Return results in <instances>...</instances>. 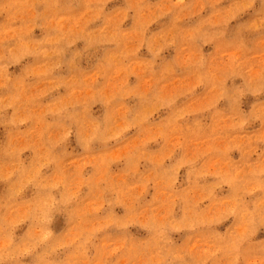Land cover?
I'll list each match as a JSON object with an SVG mask.
<instances>
[{
    "label": "rangeland",
    "instance_id": "obj_1",
    "mask_svg": "<svg viewBox=\"0 0 264 264\" xmlns=\"http://www.w3.org/2000/svg\"><path fill=\"white\" fill-rule=\"evenodd\" d=\"M174 2L175 0H145L148 10L144 15L147 24L144 38H155L159 41L175 27L191 30L198 21L231 9L236 0H185L188 7L183 12L173 8ZM23 3L27 7L18 12L10 8L9 0H0V32L10 35L12 28L21 27L25 21L32 20L33 23L29 24L32 29L31 36L40 39L51 34L50 30L57 27L64 30L82 28L90 19L86 6L88 0H80L78 5L71 7L68 6V0H58L55 5L54 0H23ZM260 7L259 0H256L253 9ZM128 8L129 0H107L104 7L105 17L111 19L110 32L124 33L127 40L118 37L119 46L108 43L104 48L95 49L84 58L79 72L69 73L64 68L55 73L58 82L79 81L83 76L82 85L86 87L73 89L74 96L63 88L53 91L39 101V106L34 111L42 115L49 103L69 96L83 99L92 94L95 84L104 89V95L99 98L102 103H108L106 98L115 91L126 94L118 96L109 105V110L115 114L113 131L119 132L128 123H132L133 127L122 132L121 138L107 147L94 144L87 153L77 148L76 137L73 135L67 144L71 155L58 158L56 163H48L39 156L37 133L44 127L43 120H34L23 126L20 131L30 135L31 141L19 138L16 143L21 151L11 153L10 156L2 153L9 151L8 146L13 138L9 135L8 128H0V249L6 242L5 236L11 240L9 248L17 247L21 250L28 248L35 239V222L29 211L39 202L44 192L38 185L24 182L34 168H38L40 164L46 165L40 169V179L48 185L56 184L61 175L69 179L75 177V184L80 191L76 211L70 214L73 218L68 227L65 228L63 222L57 218L56 226L51 227L50 235L44 243L26 251L14 261L6 260L2 264H201L202 261L204 264H229V257L223 252L215 251L210 240L211 233L207 230L168 233L164 240L153 233L147 225L149 216L163 217L170 210L179 216L182 205L177 203L172 208L170 193L161 182H143L154 176L151 161L167 156L180 143L184 144L183 150L175 152L171 161L166 160L165 167L182 155L191 157L198 152L205 153L200 164L209 173L227 170L233 164L253 167L264 161V143L253 141L252 147L255 151H251L246 143L248 138L264 136L262 120L250 122L242 133L217 136L213 140L220 128L229 122L228 102L221 99L215 110L196 111L204 109L209 99L216 95V88L213 86L214 82L209 80L198 85L197 76L186 64L190 58L205 54L211 58L208 67L216 70L242 59L247 65L246 73L235 70L228 73L224 77V87L229 90L245 88L250 77L264 71V31L247 33L241 48L207 44L201 50L194 41L177 39L174 46L161 52L154 66L149 69L152 55L147 46L140 44L142 37L137 32L136 12L129 11ZM159 12L165 14L161 16L158 15ZM239 20L255 23L253 10H245ZM235 23L233 22L232 28ZM101 27L99 22L88 26L89 30H98ZM14 43V40L0 41V46L11 47ZM76 47L81 48L83 45L77 44ZM125 50L130 53L126 58L121 55ZM38 63L39 61L28 57L17 65L9 66L8 73L16 78L22 75L25 66L36 67ZM28 83L32 85L33 91L49 86L47 81L37 78ZM193 87L194 91L180 96L171 109L161 107L153 99V94L167 97L184 93ZM6 94L4 90H0V95ZM137 96L141 98L138 99ZM102 103L91 108L93 116H103L105 110ZM261 103H264V93L247 94L241 100L240 110L244 114H250ZM11 112L9 109L8 114L11 115ZM181 112L184 113L182 118L174 124H168V121ZM217 112L224 115L223 124L217 122ZM129 116L132 117L131 120ZM196 122H199L202 129L198 133ZM235 135L240 137L236 141L242 145L240 149L231 148L230 137ZM213 145L224 151L231 150L221 159L216 153L209 151ZM130 152L135 153L139 159L135 163L134 173L125 174L130 167L127 159ZM14 168H19L20 171L9 178L8 173ZM188 171L187 166L179 169L174 192L180 193L191 187L186 181ZM105 176H110L115 184L126 186L132 196L140 197L134 208L130 199L120 200L114 193L102 191L97 180ZM85 179L89 180L88 185H83ZM215 179L213 175H208L201 183L210 185ZM59 191L62 189H52V194L56 195ZM215 195L218 200L227 204L231 190L228 185H223L217 189ZM261 195L257 191L246 197L250 208L251 201ZM105 200H112L113 203L106 205ZM102 205L103 210L97 214ZM200 207L210 209L213 205L211 201L204 200ZM105 214L119 221L132 219L136 222L128 224L126 228L109 226L91 232L93 227L103 222ZM240 223L237 217H228L215 226V231L223 235L226 231L236 229ZM244 248L246 251L238 264H264V225L257 226ZM209 256L211 259H204Z\"/></svg>",
    "mask_w": 264,
    "mask_h": 264
},
{
    "label": "clouds",
    "instance_id": "obj_2",
    "mask_svg": "<svg viewBox=\"0 0 264 264\" xmlns=\"http://www.w3.org/2000/svg\"><path fill=\"white\" fill-rule=\"evenodd\" d=\"M58 0H54V5ZM107 0H88L87 9L90 13V19L82 28L76 30H64L60 27L50 30L51 34L40 39L31 36V27L29 24L32 20L25 21L23 26L12 28L10 35L7 32H0V41L14 40L15 43L11 47L6 45L0 46V90H4L7 94L0 95V128H8L9 135L12 136L13 142L8 146L9 151L3 152V155H11V153H19L21 151L17 147V141L23 137L27 141H31V136L20 131L23 126L30 124L34 120H43L44 127L37 133L39 144L37 145L39 156L48 163H56L58 158H64L71 153L67 149L70 138L75 135L77 148L87 153L92 150L94 144H102L107 147L113 141L121 138V133L128 131L134 125L128 123L119 132L113 131L115 114L109 110V105L121 94L119 91L113 92L106 99L108 103H102L99 99L104 95V89L93 85L91 95L83 99H74L72 96L68 98L58 99L46 106V111L40 115L34 111L39 106V101L48 96L53 91L64 89L68 93H72L73 89L80 88L83 76L79 81H57L55 73L59 70L67 68L69 73L80 71L81 63L86 56L97 48H104L108 43L119 46V39L127 40L128 37L124 33L110 32L111 19L105 17L104 7ZM222 2V0H218ZM80 0H68V6L78 5ZM256 0H247L236 3L231 9L214 13L212 16L202 19L188 31L180 27H175L168 34H164L161 40L155 38H144L147 24L144 21L145 12L148 10L145 0H129V11L135 10L137 21V32L142 37L140 44L147 46L152 55V62L148 68L154 66L161 52L167 47L174 46L177 39H185L194 41L202 50L207 44L221 45L223 48H241L247 33L252 31H264V0H259L260 8L253 9ZM10 8L16 11H23L27 7L23 0H9ZM173 8L183 12L188 7L185 0H175ZM193 6L195 4L193 3ZM252 9L255 23L248 21H240L239 18L245 10ZM159 12L158 15H164ZM15 19V16H13ZM99 22L102 27L98 30H89V24ZM233 22L235 27L232 28ZM81 44L83 47L77 48L76 45ZM134 54V53H131ZM125 58L130 55L128 51L121 53ZM31 57L34 61H39L36 67L25 66L22 75L13 78L8 73L11 65H17L22 60ZM211 58L205 54L190 58L186 64L193 70L197 76L198 85L203 84L205 80L213 81L216 88V95L212 96L203 110H215L219 100L224 99L228 102L230 113L227 117L228 124L220 128L213 136V140L217 136L228 134L242 133L245 127L255 120L264 121V103L259 104L256 111L250 114H244L240 110L242 98L247 94L264 93V71L254 77H250L245 88L226 89L224 87V77L233 70L246 73L247 65L241 60H235L226 65L212 70L208 67ZM111 61H109V65ZM103 76V73H101ZM33 78L47 81L49 86L44 89L32 90V85L28 82ZM194 91V87L188 89L184 93L172 96H162L153 94V99L158 102L161 107L171 109L182 95H188ZM140 99V96H137ZM97 103H102L104 114L101 118L93 116L91 108ZM11 109V115L8 110ZM183 112L179 113L168 121V124H174L176 120L182 118ZM51 118L50 120L48 118ZM218 123L223 124L225 119L222 113L217 112ZM132 117L129 116V120ZM196 132L201 129L199 122L195 124ZM240 139L239 135L230 137L231 148L240 149L242 145L236 143ZM264 143V136L248 138L246 143L251 151H255L252 142ZM61 146H64L61 149ZM183 143L177 144L172 152L167 156H162L158 161H151L153 164L154 176L151 180H145L143 183L161 182L166 191L170 193L172 208L179 203L182 205L181 214L176 216L172 210L168 211L163 217L151 215L148 217L147 225L151 227L153 233L158 235L161 240L165 239L168 233H179L182 230H207L211 233L210 240L216 252H223L229 257V264H238V261L244 256L246 249L244 245L249 242L250 237L257 230L258 225H264V161L260 164L248 167L245 165H230L227 170H217L215 173H209L205 167L200 164L205 153H196L191 157L182 155L174 163L165 167V161H171L175 152L182 151ZM228 149L227 151L231 150ZM60 149L58 152L57 150ZM210 152L217 154L218 158H224L227 151L216 148L214 145L209 149ZM135 158V162L134 161ZM130 167L126 169L125 174H133L135 171V163L139 157L135 153L130 152L127 157ZM40 164L38 168H34L29 175L25 177V183L36 184L43 190L39 202L30 209L29 214L32 216L35 224V239L28 248L23 250L12 247L9 248L11 240L5 236V244L0 249V264L3 261H14L17 257H21L26 251L33 250L40 244L44 243L50 235V229L56 226L57 218L63 222L66 228L70 225L72 216L75 213L77 201L80 195L79 187L75 184V177L69 179L61 175L60 179L54 185H48L44 180L40 179V169L45 167ZM187 166L189 171L186 174V181L191 187L183 192H174L176 183V174L180 168ZM20 171L14 168L8 173V177ZM208 175H213L216 179L213 184H202ZM89 180H83V185H88ZM97 185L102 187L103 192H112L120 200L130 199L134 208L139 196H132L130 190L122 184L112 182L110 176L100 177ZM223 185H228L231 190L229 202L224 204L216 198L217 189ZM52 189H62L56 195L52 194ZM257 191L262 195L251 201L252 207H249V201L246 199ZM16 193H13L15 195ZM204 200L212 202L213 207L210 209H202L200 207ZM106 205H111L112 200H105ZM104 205L97 210V214L103 210ZM135 215V212H133ZM228 217H237L241 223L232 230L220 234L215 231V226L223 223ZM136 221L128 219L119 221L111 215L105 214L103 222L97 227H93L91 232L99 231L109 226L126 228L128 224ZM214 255V253H213ZM211 259V256L204 258ZM204 264V261L201 262Z\"/></svg>",
    "mask_w": 264,
    "mask_h": 264
}]
</instances>
